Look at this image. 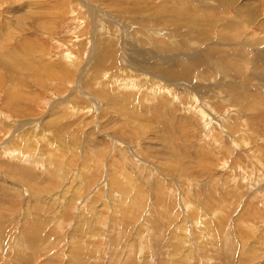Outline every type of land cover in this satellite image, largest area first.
Returning <instances> with one entry per match:
<instances>
[{
  "label": "rangeland",
  "instance_id": "374dc122",
  "mask_svg": "<svg viewBox=\"0 0 264 264\" xmlns=\"http://www.w3.org/2000/svg\"><path fill=\"white\" fill-rule=\"evenodd\" d=\"M263 55L264 0H0V264H264Z\"/></svg>",
  "mask_w": 264,
  "mask_h": 264
},
{
  "label": "bare ground",
  "instance_id": "6f19581e",
  "mask_svg": "<svg viewBox=\"0 0 264 264\" xmlns=\"http://www.w3.org/2000/svg\"><path fill=\"white\" fill-rule=\"evenodd\" d=\"M238 7V6H237ZM238 10H239V8H238ZM241 10V9H240ZM169 12H175V14H177L178 15V17H180L181 18V16H182V14H181V12L179 13L178 12V9H175V10H171V11H169ZM180 14V15H179ZM245 15V14H244ZM262 55V54H261ZM264 56V55H263ZM259 57V56H258ZM258 64V63H257ZM262 64H263V62H262ZM15 65V64H14ZM259 65V64H258ZM257 65V66H258ZM263 66V65H262ZM15 154V153H14ZM33 244H35L33 241L31 242V245H29L30 246V248H33Z\"/></svg>",
  "mask_w": 264,
  "mask_h": 264
}]
</instances>
